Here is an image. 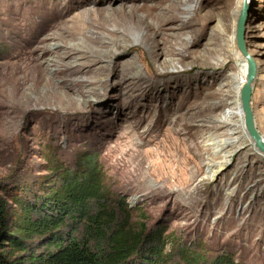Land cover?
<instances>
[{
	"label": "rangeland",
	"instance_id": "obj_1",
	"mask_svg": "<svg viewBox=\"0 0 264 264\" xmlns=\"http://www.w3.org/2000/svg\"><path fill=\"white\" fill-rule=\"evenodd\" d=\"M241 4L0 0V192L11 208L88 151L134 227H165L174 246L204 254L198 264L224 253L264 264V154L243 116L222 124L246 77ZM244 26L264 136V0L248 1ZM222 144L240 149L220 169Z\"/></svg>",
	"mask_w": 264,
	"mask_h": 264
},
{
	"label": "trees",
	"instance_id": "obj_2",
	"mask_svg": "<svg viewBox=\"0 0 264 264\" xmlns=\"http://www.w3.org/2000/svg\"><path fill=\"white\" fill-rule=\"evenodd\" d=\"M76 169L53 168L51 186L15 196L11 208L0 192V264H198L193 248H179L165 227L148 231L131 222L127 203L101 186L95 155L78 153ZM14 206V207H15ZM178 254L174 261L173 246ZM43 248L44 250H40ZM211 264H237L221 254Z\"/></svg>",
	"mask_w": 264,
	"mask_h": 264
},
{
	"label": "water",
	"instance_id": "obj_3",
	"mask_svg": "<svg viewBox=\"0 0 264 264\" xmlns=\"http://www.w3.org/2000/svg\"><path fill=\"white\" fill-rule=\"evenodd\" d=\"M249 0H242L240 12L236 18V40L238 47L245 58L248 60V71L246 76V82L242 85L240 90V102L241 108L244 115L245 127L255 142L256 147L259 150L264 151V139L257 128L256 116L252 105V95L254 85L257 79L258 66L247 49L246 38H245V16Z\"/></svg>",
	"mask_w": 264,
	"mask_h": 264
},
{
	"label": "bare ground",
	"instance_id": "obj_4",
	"mask_svg": "<svg viewBox=\"0 0 264 264\" xmlns=\"http://www.w3.org/2000/svg\"><path fill=\"white\" fill-rule=\"evenodd\" d=\"M96 11V10H95ZM239 12H240V10H239ZM239 14V13H238ZM238 16V15H237ZM236 36V35H235ZM240 51V50H239ZM240 53H241V51H240ZM242 54V53H241ZM251 54V53H250ZM252 55V54H251ZM242 56H243V54H242ZM243 58H244V61H245V67H244V73H245V75L247 76V71H248V60H247V58H245L244 56H243ZM254 58V57H253ZM255 59V58H254ZM256 61V60H255ZM257 63V62H256ZM258 66V65H257ZM257 76H258V73H257ZM245 82H246V77H245ZM244 84V83H243ZM238 85H240V83H238ZM242 85V84H241ZM242 87V86H241ZM241 87L238 89V92H239V94H240V90H241ZM237 88H238V86H237ZM240 96V95H239ZM239 106L241 107V102H240V104H239ZM235 114H240V116H243L244 117V115H243V112H242V108H239L237 111H234V110H229L227 113H226V116H225V118L222 120V124H223V126H229L230 125V119H231V117L232 116H234ZM256 123H257V120H256ZM243 128H244V130H245V132H246V134H247V136L250 138V136H249V134H248V132H247V130H246V127H245V120H243ZM257 128H258V126H257ZM260 132V131H259ZM261 133V132H260ZM262 135V134H261ZM262 137H263V139H264V136L262 135ZM251 139V138H250ZM253 144L256 146V144H255V142L253 141ZM226 145L227 144H222L221 146H222V148L220 149L221 151L223 150V152H224V154H223V157H222V162L221 163H219V167L218 168H220V169H222V168H224V167H226L227 166V164H228V159H229V154L230 153H233V152H236V151H238L239 149H240V146H237V147H235L232 151H230V152H227V151H225V148H226ZM261 151V153H263L264 154V151H262V150H260ZM238 153V152H237Z\"/></svg>",
	"mask_w": 264,
	"mask_h": 264
}]
</instances>
